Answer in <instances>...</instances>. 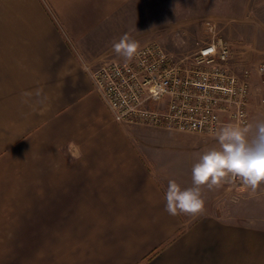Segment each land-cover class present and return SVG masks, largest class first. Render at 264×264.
<instances>
[{
	"label": "crops",
	"instance_id": "0c3cea01",
	"mask_svg": "<svg viewBox=\"0 0 264 264\" xmlns=\"http://www.w3.org/2000/svg\"><path fill=\"white\" fill-rule=\"evenodd\" d=\"M93 10L0 0V264H264V193L165 211L194 165L167 149L201 137L114 120L86 69L100 54L77 50Z\"/></svg>",
	"mask_w": 264,
	"mask_h": 264
},
{
	"label": "rangeland",
	"instance_id": "374dc122",
	"mask_svg": "<svg viewBox=\"0 0 264 264\" xmlns=\"http://www.w3.org/2000/svg\"><path fill=\"white\" fill-rule=\"evenodd\" d=\"M83 1L90 2L94 7V19L90 28L91 35L83 39L82 45L77 47V50L85 56L86 50H89V46L92 45L91 47L100 54L86 60V69L91 79V72L105 62L125 60L112 48L113 43L125 33L136 40L139 46L158 42L178 56H187L199 49L210 36L212 37L213 32L207 25V22L211 21L216 23V33H219L231 45L229 68L237 74L245 70L250 73L248 123L264 118V79L257 71L259 63L264 61V0ZM224 125L226 124L222 126ZM145 127L152 130L178 131L153 126ZM178 132L201 138L189 139L185 136L177 142L174 141L176 143L171 144V147L167 149L171 158L177 153L182 154L188 151L193 153V164H195L204 151L219 147L216 139L217 132L210 135ZM210 139L215 142H211ZM184 179L181 175L176 177L177 182ZM223 186L229 188L227 192L230 202H234L241 194L264 193V183H261L255 191L244 185L241 180L236 183L225 182ZM217 201L218 190L215 191L212 200L215 207H217Z\"/></svg>",
	"mask_w": 264,
	"mask_h": 264
},
{
	"label": "built area",
	"instance_id": "2783aa9c",
	"mask_svg": "<svg viewBox=\"0 0 264 264\" xmlns=\"http://www.w3.org/2000/svg\"><path fill=\"white\" fill-rule=\"evenodd\" d=\"M207 25L212 37L190 55L150 42L131 61L110 60L91 72L114 120L209 135L223 124L248 123L250 73L229 68L231 45L216 23ZM257 71L264 79V61Z\"/></svg>",
	"mask_w": 264,
	"mask_h": 264
},
{
	"label": "clouds",
	"instance_id": "9594fccd",
	"mask_svg": "<svg viewBox=\"0 0 264 264\" xmlns=\"http://www.w3.org/2000/svg\"><path fill=\"white\" fill-rule=\"evenodd\" d=\"M139 43L125 33L112 45L113 51L131 61L138 55ZM22 93V96H29ZM27 102V101H24ZM219 147L204 151L191 169L192 185L182 188L168 182L164 195L165 211L171 215L198 214L205 201L202 189L212 190L239 178L253 191L264 183V118L251 123H229L216 133Z\"/></svg>",
	"mask_w": 264,
	"mask_h": 264
}]
</instances>
